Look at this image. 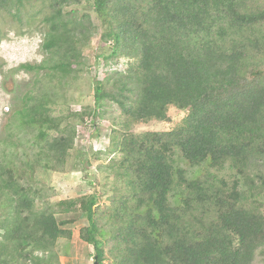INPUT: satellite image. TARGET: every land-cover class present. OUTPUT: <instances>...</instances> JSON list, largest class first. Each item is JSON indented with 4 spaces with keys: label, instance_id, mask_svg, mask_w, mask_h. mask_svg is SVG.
Returning a JSON list of instances; mask_svg holds the SVG:
<instances>
[{
    "label": "trees",
    "instance_id": "1",
    "mask_svg": "<svg viewBox=\"0 0 264 264\" xmlns=\"http://www.w3.org/2000/svg\"><path fill=\"white\" fill-rule=\"evenodd\" d=\"M25 1L0 0V12ZM48 1V59L21 69L61 80L85 65L90 40L84 20L64 10L71 0ZM93 2L113 44L103 61L128 63L96 81L94 111L57 115L48 91L28 92L13 107L0 136V264H61L57 243L81 220L80 240L96 264H256L258 253L264 264V6ZM108 105L120 110L103 167L114 183L105 185L110 203L102 209L96 193L49 201L38 170L76 169L75 124L102 117ZM171 107L186 112L173 130L131 133L138 123L170 122ZM176 152L196 171L175 166ZM227 166L231 185L212 172Z\"/></svg>",
    "mask_w": 264,
    "mask_h": 264
},
{
    "label": "rangeland",
    "instance_id": "2",
    "mask_svg": "<svg viewBox=\"0 0 264 264\" xmlns=\"http://www.w3.org/2000/svg\"><path fill=\"white\" fill-rule=\"evenodd\" d=\"M255 5L264 6V0H254ZM19 7V9H17ZM11 10V11H10ZM65 12L75 15L77 20H84L90 42L84 49L85 65L77 74L64 79L49 75L47 71H26L23 65L39 66L48 59V53L43 49L47 33L44 18L51 14L48 0H26L24 6L11 7L8 11L0 12V29L3 40L0 44V136L10 123L13 107H17L23 96L28 93L35 95L48 91L55 95L57 104L52 105L55 114L63 117L71 113L94 111V85L102 81L110 70L125 69L127 59H112L103 61L112 51L110 44L104 37L106 25L101 16L95 11L93 0H71ZM70 17V18H75ZM110 58V57H109ZM107 66L111 68L108 70ZM102 117L91 116L84 122H77L76 141L72 151L71 161L77 165L76 169L66 167L61 172H45L38 170L37 180L40 186L48 191L49 201L76 199L84 194H94L100 197V207L103 209L110 202L107 201L105 191L107 185L111 188L112 179H104L103 167L107 165L112 155L108 152L110 139L108 133L114 120L119 121L120 110L116 105L103 108ZM170 122L150 121L138 123L131 128V133L168 132L180 125L186 117V112L171 107L168 112ZM95 121H94V120ZM70 122H73L72 120ZM25 140V131L20 127L13 128ZM175 166L185 169L192 174L193 168L181 160L176 152ZM203 170L204 169H200ZM219 178H223L231 185L232 171L227 166L224 170H212ZM108 182V183H107ZM86 220L78 221L73 227L71 239L63 238L57 243L56 250L61 264H96L94 248L80 240L82 227ZM259 253L256 264H261ZM104 264H111L106 260Z\"/></svg>",
    "mask_w": 264,
    "mask_h": 264
}]
</instances>
